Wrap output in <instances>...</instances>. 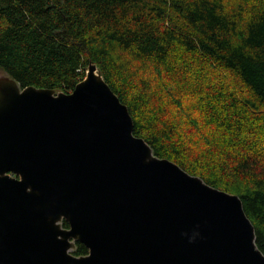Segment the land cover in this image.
<instances>
[{"label": "trees", "instance_id": "trees-1", "mask_svg": "<svg viewBox=\"0 0 264 264\" xmlns=\"http://www.w3.org/2000/svg\"><path fill=\"white\" fill-rule=\"evenodd\" d=\"M90 62L156 157L240 198L264 254V0H0L21 87L71 93Z\"/></svg>", "mask_w": 264, "mask_h": 264}, {"label": "water", "instance_id": "water-1", "mask_svg": "<svg viewBox=\"0 0 264 264\" xmlns=\"http://www.w3.org/2000/svg\"><path fill=\"white\" fill-rule=\"evenodd\" d=\"M255 238L238 196L134 136L95 64L68 94L0 70V264H264Z\"/></svg>", "mask_w": 264, "mask_h": 264}]
</instances>
